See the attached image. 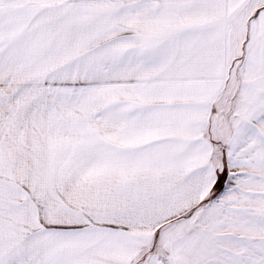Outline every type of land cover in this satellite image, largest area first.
Here are the masks:
<instances>
[{
	"label": "snow or ice",
	"instance_id": "snow-or-ice-1",
	"mask_svg": "<svg viewBox=\"0 0 264 264\" xmlns=\"http://www.w3.org/2000/svg\"><path fill=\"white\" fill-rule=\"evenodd\" d=\"M0 264H264V0H0Z\"/></svg>",
	"mask_w": 264,
	"mask_h": 264
}]
</instances>
